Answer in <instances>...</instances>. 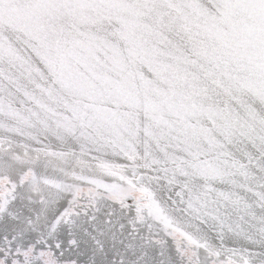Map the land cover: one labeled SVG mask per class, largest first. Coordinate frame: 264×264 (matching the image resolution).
<instances>
[{
    "label": "snow or ice",
    "instance_id": "obj_1",
    "mask_svg": "<svg viewBox=\"0 0 264 264\" xmlns=\"http://www.w3.org/2000/svg\"><path fill=\"white\" fill-rule=\"evenodd\" d=\"M0 264H264V0H0Z\"/></svg>",
    "mask_w": 264,
    "mask_h": 264
}]
</instances>
